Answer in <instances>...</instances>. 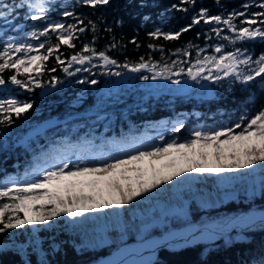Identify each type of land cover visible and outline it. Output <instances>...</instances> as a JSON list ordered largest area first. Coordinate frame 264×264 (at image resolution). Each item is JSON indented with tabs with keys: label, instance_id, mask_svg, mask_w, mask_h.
I'll list each match as a JSON object with an SVG mask.
<instances>
[{
	"label": "trees",
	"instance_id": "16d2710c",
	"mask_svg": "<svg viewBox=\"0 0 264 264\" xmlns=\"http://www.w3.org/2000/svg\"><path fill=\"white\" fill-rule=\"evenodd\" d=\"M2 2L14 4L18 0ZM261 2L264 0H221V4L217 5L215 0H197L195 7H192L181 4V0H110L109 5L91 8L77 5L76 0H54L50 5V17L53 21H62L66 25L77 23L72 17L62 16L63 11L74 10L76 15L84 18L85 24L89 20L95 21L98 31L93 46L98 51H107L118 64L138 63L140 57H144L145 61L156 62H160L162 58L177 60L178 56L173 53L177 49H185L189 43L197 46L190 49L192 60L199 48L207 49L203 55H218L211 47L217 43L225 45V52L241 48L255 59L264 54V39L257 38L230 45L211 34L212 39L209 40L205 34L209 33L212 25L203 22L182 33L178 40H165L163 37L157 39L149 36V33L157 29L162 32H178L191 23L193 15L202 7H207L210 15L227 16L234 10L245 11L242 7L245 3L253 5L247 9L248 13L261 11L255 6ZM174 4L181 8L188 7L189 11L174 9ZM25 13L26 10H18L16 21ZM242 19H237L236 23L240 25ZM45 23L26 19L23 24L25 28L40 29ZM108 28L112 31H107ZM223 34L231 35L226 28ZM2 39L0 36V47L4 45ZM93 39V33L89 30L80 35L79 40L73 41L75 48L62 45L59 52L65 60L63 66L56 62L54 56L44 62L39 79L44 87H51L47 92L41 94L44 87L36 88L34 85L31 91L10 82L1 86L3 89H0V99H8L12 95L19 101L32 103L33 107L19 117L13 114L14 123L11 125L0 124V189L36 180L40 177L41 170L57 159L68 156L75 160L83 150L106 156L123 146L138 147L146 138L157 141L164 136L166 140L175 137L183 141L195 129H213L222 124L234 125L241 117H252L264 109V76L248 83L232 82L228 78L220 83L192 81L188 87L177 89L176 84L166 80H160V86L154 88V81L139 78L141 75H151L147 72L134 75L130 83H120L117 76L105 74L106 70L99 61H94L97 67L74 64L69 69L74 71L77 67H91L90 72L82 70L72 76L66 74L63 67L67 66V59L80 52L83 44L91 43ZM133 39H136L137 44L131 43ZM113 40L121 46L110 48ZM51 43H56L55 36H52ZM150 43L157 47L149 48ZM187 66L189 65H185ZM52 68L56 70L48 71ZM113 70L123 72L125 69L112 66L111 71L114 72ZM14 71L5 70L3 75L7 78ZM53 77L59 82L52 81ZM18 78L24 79V74L21 73ZM93 79L98 83H78L80 80ZM186 79V76L181 77V83L184 84ZM109 84V89L101 91L102 87ZM206 88L214 91L212 97L202 96ZM43 122L46 123L42 128L31 130L34 125ZM178 123H183L184 127L179 133H173L171 129ZM7 202H10L8 198L0 199V204ZM220 205L206 208L203 215L195 216L187 224L224 220L222 216L227 219L228 215L250 206L262 208L264 199L254 198L252 202L239 206ZM172 227L179 228V225H172L170 228ZM32 231L31 225H26L0 234V243L6 244L4 249H0V264H83L104 255L84 258V255L75 254L73 249L66 248L72 234L60 239L51 236V246L57 244L62 248L60 252L50 254L45 244L33 243ZM39 233L43 234L42 231ZM144 237L133 240L139 241ZM26 238H29L26 250L8 245H15ZM258 241L261 240L256 234L247 236L232 231L215 242H198L173 250L162 247L144 264H260L264 259V246L257 244Z\"/></svg>",
	"mask_w": 264,
	"mask_h": 264
},
{
	"label": "snow or ice",
	"instance_id": "6c2138e0",
	"mask_svg": "<svg viewBox=\"0 0 264 264\" xmlns=\"http://www.w3.org/2000/svg\"><path fill=\"white\" fill-rule=\"evenodd\" d=\"M53 2L54 0H18L14 4H9L0 0V22L4 24L12 25L17 18L18 10H26V19L46 22L42 29L33 28L26 33V36L36 40L44 37L45 40L38 45L15 39L3 42L4 46L0 47V86L10 82L29 91L32 90L33 85L36 88L44 87L39 79L44 62L54 56L56 62L63 66L65 60L62 59L63 54L59 52L61 46L75 48L73 41L79 40L80 35L89 30L93 33V41L83 44L81 51L72 54L67 59V66L63 67V71L69 76L82 70L90 72L91 67H97L94 61L102 62V67L106 70L105 74L108 75L120 77L123 74L121 71L112 72V66H118L132 73L146 70L151 75H141L140 79L144 81L162 79L176 85L181 84V77L184 76L197 83L200 81L220 83L225 78L232 82L248 83L264 76V54L254 59L241 48L225 52V45L221 43L211 46L218 55H203L207 49L199 48L194 60L191 59L190 49L197 46L189 43L185 49H177L173 53L178 56L177 60L168 61L162 58L160 62H156L145 61L144 57H140L138 63L118 64V61L111 58L107 51H98L93 46L98 31L95 21L89 20L85 24L84 18L76 15L74 10L63 11L62 16L72 17L77 23L66 25L62 21H53L50 17V5ZM196 3L197 0H181V4L192 7H195ZM215 3L220 5L221 0H215ZM76 4L96 8L109 5L110 0H76ZM252 6L245 3L242 5L245 11L234 10L227 16L210 15L209 9L202 7L193 15L191 23L180 31L172 33L157 29L149 33V36L178 40L182 33L190 31L192 27L203 22L212 25L209 33L205 34L209 40L212 39L211 34H215L218 40L227 41L230 45L257 38L264 39V2L255 5L262 9L261 11L248 13L247 9ZM172 7L184 12L189 11L188 7L181 8L177 4ZM241 17L243 19L238 25L236 21ZM16 27L21 26L16 25ZM225 28L231 35L223 34ZM106 30L112 31L111 28ZM52 36H55L56 43H51ZM131 43L137 44L136 39ZM120 46L113 40L109 47ZM148 47L154 49L157 46L150 43ZM41 49L44 51L41 52ZM160 50L163 51L162 48ZM179 57L188 59H179ZM74 64L91 65V67H77L74 71H70ZM185 65L189 66L185 67ZM9 69L15 70L14 74L5 78L3 73ZM55 70V68L48 69L50 72ZM22 72L25 78L19 79L18 76ZM34 72L36 75H33ZM52 81L59 82L56 77H53ZM85 82L93 85L98 83L95 79L78 81V83ZM32 107V103L19 101L16 98L0 99V116H2L0 124L11 125L14 123L13 114L19 117ZM183 127V123H178L171 131L179 133ZM236 129L240 131L237 133ZM159 139L162 142L160 144L132 147L131 151L122 149L123 154L109 156L105 160H97L90 155H79L76 160L65 156L42 169L38 179L0 189V199L8 198L10 201L0 204V234L26 225H48L60 217L75 219L84 216L85 213L122 209L138 198L158 193L162 185L178 183L179 178L185 177L186 174L219 175L251 170L255 167L264 168V109L252 117H241L234 125L222 124L214 129H197L183 141L175 137L166 140L164 136ZM260 264H264V260Z\"/></svg>",
	"mask_w": 264,
	"mask_h": 264
},
{
	"label": "rangeland",
	"instance_id": "374dc122",
	"mask_svg": "<svg viewBox=\"0 0 264 264\" xmlns=\"http://www.w3.org/2000/svg\"><path fill=\"white\" fill-rule=\"evenodd\" d=\"M26 15L27 12L19 17L18 22L15 19L12 25L0 22V36L3 37L2 40L4 42L15 39L38 45L45 40L44 37L36 40L26 36V33L33 29V27L25 28L23 23L26 20ZM16 25H20L21 27L17 28ZM40 51L43 52V49ZM160 82V80H155L152 85L155 88L160 86ZM176 86L177 89H183V83ZM8 98L15 97L11 95ZM44 123L46 122L34 125L31 130L34 131L42 128ZM235 131L238 133L240 129H236ZM160 143H162L160 139L154 141L151 138H147L138 147H150ZM122 149L124 151H131L132 148H118L113 154L107 156L98 155L91 150L81 151L79 155H90L94 156L97 160H105L109 156L123 154ZM233 197L242 198L244 201L253 200L254 198L264 199V168L255 167L251 170L219 175L186 174L185 177L179 178L178 183L173 182L170 185H162L158 193L147 194L145 197L138 198L137 201L122 209H106L98 213H85L84 216L75 219L65 216L56 218L48 225H31L34 237L33 243L36 245L45 244L48 248V253L53 254L58 249V245L53 244L51 246L50 237L54 236L58 238L60 234L62 236L72 234V238L68 243L75 250H78L79 253L86 252L87 254L84 255V258H90V256L94 255V250L97 247L105 246L106 244H114V248H116V246L123 245L127 241V238L130 237L134 241L133 239H137L140 236L146 237L155 234L160 235L161 232L165 233L174 229V227L170 228L172 225H179V228H181L180 226L187 225V222L195 216L203 215L202 213L206 208L216 206L221 201H227V199ZM231 216L228 215L227 218ZM225 218V216H222V219H224L222 221H225ZM39 231H42L43 234H40ZM239 232L247 236L251 234L258 235L261 241H258L257 244L259 243L264 246V222L251 225V227L241 229ZM28 241L29 238H26L25 241L18 242L15 245L13 243L8 245L26 250ZM4 247H6V244L0 243V249H4ZM102 257L100 256L98 259ZM147 259L140 264L146 263Z\"/></svg>",
	"mask_w": 264,
	"mask_h": 264
},
{
	"label": "bare ground",
	"instance_id": "6f19581e",
	"mask_svg": "<svg viewBox=\"0 0 264 264\" xmlns=\"http://www.w3.org/2000/svg\"><path fill=\"white\" fill-rule=\"evenodd\" d=\"M264 222V209L239 212L227 218L225 221H209L203 227L187 224L181 228H174L160 235L155 234L123 244L106 256L87 264H140L152 253L153 248L161 243L169 247H177L184 243H195V241L206 242L215 237L218 232L229 228H248L251 225Z\"/></svg>",
	"mask_w": 264,
	"mask_h": 264
},
{
	"label": "water",
	"instance_id": "95a60500",
	"mask_svg": "<svg viewBox=\"0 0 264 264\" xmlns=\"http://www.w3.org/2000/svg\"><path fill=\"white\" fill-rule=\"evenodd\" d=\"M100 65L102 66V62L100 63ZM145 71H146V70L142 71L141 73H143V72H145ZM134 74H136V73H132V72H130V71H128V70L125 69L124 72H123V74H122V76L118 77V82H124V81H126L128 78L132 77V75H134ZM190 81H191V80L188 78V81L185 82V86H187L188 83H189ZM108 87H109V86H105V87H103L101 90L104 91V90H106ZM50 88H51V87H45V88H43L42 93L48 91ZM213 93H214V92H213L212 89H207V91H206L205 93H203L202 96L205 97V98H206V97H211V95H213ZM250 209H253V210H262V209H264V207H262V208L250 207V208H248L247 210H240L239 212L248 211V210H250ZM239 212H237V213H239ZM213 222L215 223V221H213ZM206 223H208V222H206ZM206 223H205V224H206ZM259 224H260V223H259ZM192 225H194V226L196 225V226H199V227H203V226H202L203 224H196V223H194V224H192ZM241 229H245V228H240V229H237V228L224 229V230L218 232V234H217L215 237H213L212 239L207 240L206 243H207V242H214V241H217L218 238L222 237L223 235H227V234H229L230 232H232V231H234V230H236V231H240ZM145 239H146V238H145ZM200 241H201V240H200ZM196 242H198V241H195V243H196ZM202 242H203V241H202ZM195 243H184L183 245H179V246H177V247H169V246H167V245L161 243V244L155 246L152 250H153V253H156V252L158 251V249H160V248H162V247H167V248L173 250V249L183 248V247L186 246V245H193V244H195ZM85 264H86V263H85Z\"/></svg>",
	"mask_w": 264,
	"mask_h": 264
},
{
	"label": "flooded vegetation",
	"instance_id": "af4514ba",
	"mask_svg": "<svg viewBox=\"0 0 264 264\" xmlns=\"http://www.w3.org/2000/svg\"><path fill=\"white\" fill-rule=\"evenodd\" d=\"M131 78H132V77L128 78V80H126L125 82H127V83L130 82ZM152 81H154V80H152ZM252 201H253L252 199L247 200V201H244V200H242V198L233 197V198L227 199V201H221L220 203H222V204H227V205H230V206H239V205L248 204V203H250V202H252ZM220 203L216 204V206H219ZM216 206H213V207H216ZM220 206H221V205H220ZM68 235H70V234H65L64 236H62V235L60 234V236H59L58 238L60 239V237H68ZM129 239H132V238H131V237H130V238H127V240H129ZM68 242H70V240H69ZM68 242H67V243H68ZM125 242H127V241H125ZM56 245H57V244H56ZM114 246H115L114 244H106L105 246L97 247V248L94 250V255H93V256H90V258H93L95 255L97 256V255H101V254L108 253L109 251L113 250ZM60 248H62V247H59V245H58V249L55 250V252H60V251H61ZM66 248L73 249L74 252H75V254L80 255V256H83V255H86V254H87L86 252L79 253V251H78V250H75V249L72 247V245H70V243H68V244L66 245ZM116 248H117V246H116ZM114 249H115V248H114ZM61 253H62L63 256H64V253H63V252H61Z\"/></svg>",
	"mask_w": 264,
	"mask_h": 264
}]
</instances>
